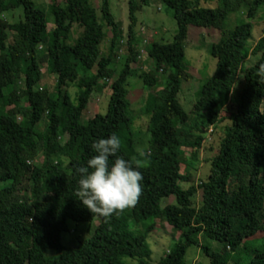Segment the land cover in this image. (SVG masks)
I'll list each match as a JSON object with an SVG mask.
<instances>
[{
  "label": "trees",
  "instance_id": "trees-1",
  "mask_svg": "<svg viewBox=\"0 0 264 264\" xmlns=\"http://www.w3.org/2000/svg\"><path fill=\"white\" fill-rule=\"evenodd\" d=\"M242 1L249 19L264 2ZM148 2L126 1L123 34L107 0L97 10L89 0L50 2L49 30L45 12L32 0H0V264H185L189 246L199 248L209 264L230 259L264 264V81L256 74L264 63V34L249 44L252 23L240 17L225 28L234 10L229 0H217L213 8L198 0H159L170 11L174 33L169 42L144 43L135 14ZM19 7L21 18H4ZM73 25L80 33L70 42ZM188 26L215 29L219 38L208 47L213 72L185 112L177 95L189 78L183 68ZM107 33L110 41L102 54L99 45ZM141 49L146 70L131 67ZM250 54L258 55L256 61L243 67ZM41 66L53 76L50 89L40 83ZM134 75L156 97L151 107L140 109L147 133L142 148L147 163L139 168L142 195L110 223L97 217L88 236L72 233L95 220L74 196L80 178L76 169L95 155L92 143L116 133L122 141L117 155L138 156L139 131L126 98L128 78ZM96 86L110 90L105 111L82 121ZM223 120L227 123L214 153L205 159L207 176L193 184L190 166L180 171L182 151L188 149L197 160L201 148L210 149ZM169 196L174 202L163 204ZM155 219L176 235L154 263L147 239L157 229ZM66 232L72 234L67 245L61 243ZM205 240L217 243L218 250ZM247 240L259 243L243 256Z\"/></svg>",
  "mask_w": 264,
  "mask_h": 264
},
{
  "label": "rangeland",
  "instance_id": "rangeland-1",
  "mask_svg": "<svg viewBox=\"0 0 264 264\" xmlns=\"http://www.w3.org/2000/svg\"><path fill=\"white\" fill-rule=\"evenodd\" d=\"M36 7L42 9L48 19L47 29L49 30L52 26L51 14L47 11V6L50 2L54 1L61 3V0H32ZM127 0H107L109 5V11L113 18L118 21L121 25L123 34L126 32L127 26ZM234 5V10L230 12L225 20V28H231L236 21V18H243L244 20L250 21L252 23V30L248 43H254L261 35L264 34V2L260 4L256 10V14L253 18H245V13L247 10L246 4L242 0H229ZM101 0H89V3L94 7L98 8ZM198 4L203 7L213 8L218 5L217 0H198ZM137 25L139 26V37L146 42L159 41V42H169L175 30L174 21L170 15L169 9L159 0H149L146 6H142L141 9L136 12ZM22 16L21 8H16L13 11L5 12L4 18L12 22L17 20ZM80 28L77 25H73L71 32L70 42L79 35ZM9 36L10 33L8 32ZM219 32L211 28H201L196 26H188L187 38L184 43V65L183 68L188 72L189 78L184 80L181 84V89L178 92L177 98L180 102L182 108L185 112H188L193 101L196 98V91L203 83V81L208 78L214 69L215 59L208 53V47L211 43L218 41ZM109 34L104 35L99 47L102 54L107 53V48L109 44ZM124 47L121 48L120 54H124ZM258 55L250 54L243 62V67L251 66L257 59ZM146 53L144 49L139 52V62L132 63L131 67H141L146 70L147 67ZM119 64L116 63L115 68H118ZM146 67V69H145ZM41 73V84L42 86H48L51 88V83H53V76L47 75L45 73L44 66L40 68ZM162 76L160 77V82L156 86L159 88L161 84ZM70 93L73 92V88H70ZM110 90L106 87H95V90L91 93L89 100L87 102L86 110L83 112L82 121L92 117L95 113H103L106 108L107 98ZM126 98L129 102V113L133 120V127L138 130L139 136L136 139V149H142L145 147L147 133L145 131V121L146 117L141 113L140 109L144 106L151 107L156 102V97L153 90H147V88L141 83L137 76H131L127 81V94ZM222 116L227 115L225 111L221 112ZM227 123L223 120L221 124L218 125L216 132L212 136L210 149L203 147L199 150L197 160H192L190 158V152L188 149L182 151V161L180 165V171L184 170V164L190 166L189 172L191 175V182L193 184L198 183L200 179H205L208 173L209 164L205 161L206 158L210 157L216 148V142L222 134L223 125ZM41 123L39 124V127ZM142 161L145 158H141ZM40 158L35 160L39 162ZM34 162V161H33ZM28 164H32L31 161H27ZM35 163V162H34ZM181 186L186 187L188 183L181 182ZM199 199L198 193L194 197V203L196 204ZM174 202L172 196L162 200V203ZM95 220L91 223L80 224L77 226L72 233L77 232L82 236H88L95 221H97V216L94 217ZM155 229L148 236L147 242L149 248L151 249V260L156 262L158 258L162 255L165 249L171 246L176 234L171 230L170 226L159 222L157 219L154 220ZM72 234L70 232L61 234V243L69 244ZM204 243L208 245L212 250H218V244L211 240H205ZM259 241L247 240L245 243L246 248L241 249V255L247 256L250 250L255 247V244ZM245 249L248 252H245ZM49 254H54V250H49ZM246 258V257H245ZM185 264H209L208 258L197 248L196 246H189L184 255ZM227 264H234L232 260H228Z\"/></svg>",
  "mask_w": 264,
  "mask_h": 264
},
{
  "label": "clouds",
  "instance_id": "clouds-1",
  "mask_svg": "<svg viewBox=\"0 0 264 264\" xmlns=\"http://www.w3.org/2000/svg\"><path fill=\"white\" fill-rule=\"evenodd\" d=\"M257 76L264 81V63L259 64ZM122 147L121 138L112 133L91 145L95 155L87 160L86 166L76 169L80 174L74 196L94 216L110 223L111 218L125 210L134 208L142 195L143 174L139 171L142 162L147 163L144 149H137L138 156L131 160L117 155ZM110 158H114L110 164Z\"/></svg>",
  "mask_w": 264,
  "mask_h": 264
}]
</instances>
